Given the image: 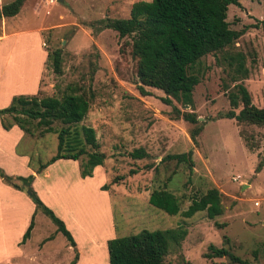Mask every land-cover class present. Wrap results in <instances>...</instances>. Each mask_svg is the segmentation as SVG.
I'll list each match as a JSON object with an SVG mask.
<instances>
[{
    "label": "rangeland",
    "instance_id": "1",
    "mask_svg": "<svg viewBox=\"0 0 264 264\" xmlns=\"http://www.w3.org/2000/svg\"><path fill=\"white\" fill-rule=\"evenodd\" d=\"M134 1L139 0H24L16 16L0 21V36L3 28H9L10 33L24 30L10 38L14 48L7 63L3 65L0 60V79L5 88L2 101L6 94L26 93V89L11 92V87L34 78L40 48L44 55L58 49L60 74L51 72L44 57L31 95L59 97L67 86L84 93L88 109L76 126L93 129L98 150L104 156L89 176H79L85 155L56 160L49 169L47 166L36 173L38 162L55 152V133L39 134L34 129L33 135H10V145L12 139V143L15 141L13 151L10 161L0 169L11 180L9 184L0 179V184L30 200L26 186L15 177L32 175L29 188L64 223L75 245L68 246L48 218L36 212L25 247L16 242V253L11 256L12 244H0V264H68L73 250L77 254L73 264H107V239L177 224L185 227L186 234L164 255L168 264H229L225 257L205 258L209 244L227 248L246 264H264V127L217 115L230 109L229 93L237 97L233 111L240 108L238 84L245 88L252 105L264 107V2L238 0L237 5L227 6L225 21L239 35L228 46L200 57L189 67L188 73L196 76L197 83L191 92V105L181 106L172 99L170 105L163 103L160 90L137 80L128 37L120 38L115 31L94 22L126 18ZM0 49L6 52L8 46ZM2 101L0 107L5 105ZM171 105L192 112L202 122L195 143L188 136L192 124L172 118ZM58 127V122L52 123L54 130ZM137 147L146 152V157L128 156ZM187 150L189 170L182 163L161 160L166 154ZM145 165L149 167L145 169ZM115 176L120 179L110 183ZM102 184L105 190L100 189ZM212 187L219 193L220 215L211 219L204 211L188 218L179 215L192 197ZM158 188L176 197L177 214L168 215L147 203L149 191ZM11 199L0 191V208H7ZM2 227L8 228L0 224V241ZM48 235L51 239L43 240ZM4 237L10 239V233Z\"/></svg>",
    "mask_w": 264,
    "mask_h": 264
},
{
    "label": "trees",
    "instance_id": "2",
    "mask_svg": "<svg viewBox=\"0 0 264 264\" xmlns=\"http://www.w3.org/2000/svg\"><path fill=\"white\" fill-rule=\"evenodd\" d=\"M264 2V0H261ZM24 0H10L0 4V19L14 16ZM238 0H139L131 3L126 18H101L94 22L101 28H109L118 37L130 39V55L135 60L137 80L144 86L152 87L163 93V103L171 104L170 99L181 106L191 105V92L197 83L195 75L188 73L189 67L200 57L213 54L217 50L231 44L239 32L228 28L225 15L228 5H237ZM46 59L53 74H60V52L52 49L46 52ZM240 67V64H239ZM66 92L59 97L16 94L10 97L6 106L0 107V127L7 130L15 125L24 134L55 133V152L44 162H38L35 172L59 159L75 160L85 155L81 164L79 176H89L91 169L102 163L103 154L91 127L80 124L88 109V99L82 92H77L67 86ZM142 93L143 90L139 88ZM240 108L237 107V97L229 93L230 109L217 114L218 117L232 118L237 123L252 124L264 127V107H255L250 103L245 88L238 84ZM171 116L180 118L190 124L188 136L192 143L201 130L199 122L190 111H180L171 105ZM58 122L60 127L52 128V123ZM70 126L73 128L70 129ZM252 149L251 145H246ZM141 148H133L128 152L132 159L146 157ZM190 150L181 153L166 154L161 160H173L182 163L189 170L191 167ZM260 162L255 166L257 171ZM149 165H145L147 169ZM129 173H134L129 171ZM22 181L28 191L33 210L28 222L17 241L23 244L29 237L33 226V215L40 212L54 225V231L59 232L68 246L74 248V240L64 223L45 206L36 194L29 188L32 175L15 177ZM0 179L10 184L11 176L0 169ZM119 177L111 178L110 183H116ZM105 190L104 184L100 186ZM147 203L168 215L177 214L179 203L176 197L164 188L152 189L147 195ZM204 211L206 218L211 219L221 214L219 193L215 188H208L198 197H192L187 206L179 211L183 218L193 213ZM186 234L181 224L165 229H141L136 233L109 238L105 241L107 264H168L163 257L170 247L178 246ZM46 236L43 240H49ZM203 256L208 259L225 257L227 262L246 264L244 259L231 253L227 248L208 245ZM77 254L68 264H73ZM209 264H224L211 261Z\"/></svg>",
    "mask_w": 264,
    "mask_h": 264
},
{
    "label": "crops",
    "instance_id": "3",
    "mask_svg": "<svg viewBox=\"0 0 264 264\" xmlns=\"http://www.w3.org/2000/svg\"><path fill=\"white\" fill-rule=\"evenodd\" d=\"M9 1H7V2H9ZM2 3H6V2H4L3 0H0V4H2ZM7 18H10V17H7ZM7 18H1L0 21L5 20ZM22 31H24V30H20V31L10 33L9 28H7L6 30H4V28H3V33L0 36V48H3L4 45L8 46V50L6 52H3L2 51L3 49H0V60H3L2 61L3 65H5L7 63V59L9 58L11 51L14 48V44H13L14 41L12 43H10V38H14L15 36H17ZM10 34H12V35H10ZM39 48H40V46H39ZM39 50L41 52L39 54L38 61L36 62V65H35L36 72L34 74V78L32 80L31 79L22 80L20 85H23L21 87H24V88L20 89V87H19L20 85L16 86V87H11V88H13V90L11 92H14L16 90L19 91L22 89H26V91H25L26 93L21 94V95H31L32 91L35 90L37 79L39 77L40 69L42 66V60L44 57H46V54L44 55L41 48ZM1 75H2V71H1ZM2 79L3 78L0 79V96L2 95L3 89H5L1 83ZM1 101H2V97H0V102ZM9 101H10V94H8V95L6 94L5 96H3L2 102L5 103V105H3V106H6L9 103ZM11 134L21 136L22 131L18 127H16L15 125H12V127L7 129V130H3L0 127V160H2L0 162V166H2V164L5 161H10V150L13 151L12 146L15 143V141L12 143V141H13V139H12L11 145H10V135ZM55 162H57V161H55ZM53 165L55 166V164H53ZM47 166H46L47 168L46 167L45 168L49 169V166H51V165L49 164ZM45 168H44V171H45ZM57 170H58V168H57ZM31 172H32V170H31ZM43 174H44L43 176H46L47 181L52 180V177H49V176L47 177L46 172H44ZM37 175H39V174H37ZM35 178H36V176H35ZM0 191L4 192L6 194V197L12 198L11 199L12 202L10 200V203L7 206V208H0V224H2V226L5 225V228L8 227L6 229H4L2 227L3 228L2 229V240L3 241H0V244L3 247L6 246V242H8V245L12 244L11 245L12 248L10 247V251H9L11 253V256H12L16 253L14 250L15 244L18 241V239L20 238V235L23 232V230H24V228L28 222L29 216L33 210V205L30 202V200L27 199L26 195L22 194L20 191L10 189L7 186H4L2 184H0ZM35 214L36 213H34L33 218H34ZM9 233H10V239H6L4 236L9 235ZM31 233H32V229L30 231L29 237L24 241L23 244L19 245L21 248L23 246L25 247V245L28 243V240L31 236ZM4 253H6V252H4ZM4 253H3V255H4ZM3 258H4V256H3Z\"/></svg>",
    "mask_w": 264,
    "mask_h": 264
},
{
    "label": "water",
    "instance_id": "4",
    "mask_svg": "<svg viewBox=\"0 0 264 264\" xmlns=\"http://www.w3.org/2000/svg\"><path fill=\"white\" fill-rule=\"evenodd\" d=\"M55 1L60 3L62 0H55ZM26 192H27V194H28V191H26Z\"/></svg>",
    "mask_w": 264,
    "mask_h": 264
}]
</instances>
